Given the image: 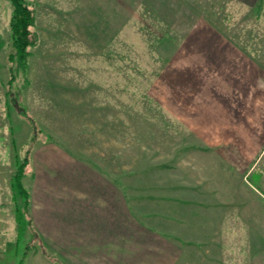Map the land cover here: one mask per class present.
<instances>
[{
    "label": "rangeland",
    "instance_id": "1",
    "mask_svg": "<svg viewBox=\"0 0 264 264\" xmlns=\"http://www.w3.org/2000/svg\"><path fill=\"white\" fill-rule=\"evenodd\" d=\"M28 2L36 45L19 70L7 60L12 7L0 0L4 199L16 196L23 211L11 178L27 162L30 190V155L54 143L136 187L150 212L158 196L175 216L193 214L183 198L201 214L208 206L213 224L198 216V225L168 226L181 239L166 243L182 248L176 264H264V0L122 1L112 17L102 5L95 17L77 14L80 2L54 3L67 17L43 7L50 1ZM186 185L195 189L173 190ZM29 217L28 209L17 219L22 249L0 264H66L28 238Z\"/></svg>",
    "mask_w": 264,
    "mask_h": 264
},
{
    "label": "crops",
    "instance_id": "2",
    "mask_svg": "<svg viewBox=\"0 0 264 264\" xmlns=\"http://www.w3.org/2000/svg\"><path fill=\"white\" fill-rule=\"evenodd\" d=\"M47 1L51 3H45L43 7L48 10L55 9L54 3L62 2V5L68 3L69 6L70 2H80L78 8L76 7L77 14L82 11L87 16L89 8L92 10L91 16L95 17L99 15V8L102 5L101 7L107 9L112 17V12L118 9L120 2L135 0ZM88 1L94 3L88 4ZM82 3L85 4V8L82 7ZM40 5L42 6L41 3ZM123 6L128 4L125 3ZM58 12L60 16L71 15L69 11ZM28 170L30 171V190H27L30 212L28 228L31 232L28 238L31 237V240L34 238L38 245L39 243L42 245L43 242L48 244L54 254L61 256L62 262L66 264H176L182 261V248L178 249L175 245L174 248H168L166 243L172 240L168 238L169 236L181 239L175 228L168 226L187 223L198 225V216L206 220L203 222L206 225L213 224V221L208 219L209 216H205L210 214L213 217L212 213H208L210 211L208 206L202 208L206 213L201 214L197 211L199 206L195 205L194 201L183 200V197L184 204L181 205V209L191 208L195 210V212L190 210L193 214L183 216L181 212V215L175 216L173 212L166 213L164 210L167 201H160L166 198L164 196L155 197L159 199L158 212L148 211L144 207L151 203L139 204L137 199L143 196H135L136 187L115 183L89 163L73 158L54 143L40 144L35 148L30 155ZM159 187L165 192H168V188L169 191L172 189L166 186ZM194 189L187 185L173 188L178 194ZM140 190L142 191V188ZM5 193V187L2 186L0 225L4 221L6 227L0 226V260L10 256L13 250L15 256L16 252L22 249L20 228L17 226L16 215L19 210L16 196L14 202L13 196H9L11 199L6 201ZM176 203L177 200L174 201V206ZM12 205H15V208ZM226 208L227 206L224 210ZM223 216L226 219L235 218L234 213L230 212L224 213ZM228 223L230 224V221ZM31 245L33 247L34 243Z\"/></svg>",
    "mask_w": 264,
    "mask_h": 264
},
{
    "label": "trees",
    "instance_id": "3",
    "mask_svg": "<svg viewBox=\"0 0 264 264\" xmlns=\"http://www.w3.org/2000/svg\"><path fill=\"white\" fill-rule=\"evenodd\" d=\"M8 1L12 7L10 38L13 54H10L7 60L10 64L14 63L16 69L23 70L27 66V59L30 56L29 49L36 45L35 34L32 32L35 25V12L30 8L28 0ZM258 12H260V9H258ZM26 166L27 162L23 163L11 178V189L21 198L23 205V212H17L16 217L18 220H20L21 216L26 214L29 209L28 192L23 185ZM22 168H24V171ZM12 201H15V196L12 197Z\"/></svg>",
    "mask_w": 264,
    "mask_h": 264
}]
</instances>
